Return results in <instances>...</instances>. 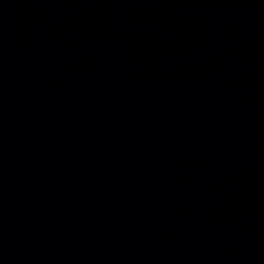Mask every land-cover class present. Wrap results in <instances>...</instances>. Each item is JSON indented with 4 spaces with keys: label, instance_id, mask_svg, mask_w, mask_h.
I'll return each instance as SVG.
<instances>
[{
    "label": "water",
    "instance_id": "water-1",
    "mask_svg": "<svg viewBox=\"0 0 264 264\" xmlns=\"http://www.w3.org/2000/svg\"><path fill=\"white\" fill-rule=\"evenodd\" d=\"M0 264H264V43Z\"/></svg>",
    "mask_w": 264,
    "mask_h": 264
}]
</instances>
